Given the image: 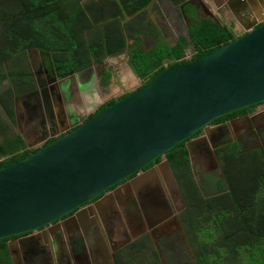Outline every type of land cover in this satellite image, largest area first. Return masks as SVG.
Masks as SVG:
<instances>
[{
  "label": "water",
  "instance_id": "95a60500",
  "mask_svg": "<svg viewBox=\"0 0 264 264\" xmlns=\"http://www.w3.org/2000/svg\"><path fill=\"white\" fill-rule=\"evenodd\" d=\"M247 29L197 60L166 66L146 84L139 82L132 92L80 123L70 112L65 118L63 111L79 106L76 78L82 71L54 83L50 91L62 115L59 132L49 134L54 138L29 155L0 167V239L18 236L7 241L11 263L48 264L42 243L65 225L46 226L158 157L163 160L104 195L96 207H118L128 241L172 215L163 189L181 202L183 198L165 152L213 119L264 100V21ZM26 57L37 80V72L45 70L40 52L27 49ZM116 59L126 64L125 56ZM87 217L85 212L77 214L66 225L83 228ZM89 221L93 228L95 223ZM42 227L46 228L33 234ZM39 249L43 254H37Z\"/></svg>",
  "mask_w": 264,
  "mask_h": 264
},
{
  "label": "trees",
  "instance_id": "16d2710c",
  "mask_svg": "<svg viewBox=\"0 0 264 264\" xmlns=\"http://www.w3.org/2000/svg\"><path fill=\"white\" fill-rule=\"evenodd\" d=\"M151 1L0 0V167L35 151L14 130V98L33 88L27 49H38L60 75L127 50L143 85L165 68V59L182 56L180 49L174 53L162 42L142 48L152 24L144 12ZM195 31L194 40L206 49L194 60L234 39L218 22ZM165 154L184 202L179 218L191 251H179L184 264H264V156L228 157L221 163L223 176L208 174V185L195 180L183 141ZM8 239H0V264H12ZM157 256L143 237L130 244L117 264H156Z\"/></svg>",
  "mask_w": 264,
  "mask_h": 264
},
{
  "label": "flooded vegetation",
  "instance_id": "af4514ba",
  "mask_svg": "<svg viewBox=\"0 0 264 264\" xmlns=\"http://www.w3.org/2000/svg\"><path fill=\"white\" fill-rule=\"evenodd\" d=\"M170 3L168 0H152L144 10L147 21L152 24L150 25L151 29H148L143 37L142 48L147 50L154 44L162 42L174 53L179 49L183 52L178 59L173 57L165 59L163 66H168L171 62L172 65H175L194 61L193 58L206 49L193 38L199 29L196 28V31L193 32L196 26L204 28L206 24L213 25L218 22L220 26L227 27L236 38L246 32L248 27L264 21V0H170ZM100 27L103 28V25ZM91 33L90 30L88 36ZM40 56L45 70L41 73L38 71V78L35 80L28 66L33 88L25 89V93L16 96L15 99H20V101L14 103V128L25 141L26 147L30 146L28 149L32 150H37L51 141L54 137H50L49 134L59 132L62 115L55 109V101L51 96L50 88L58 80L66 78L71 72H74L60 75L57 68L50 64L44 55L40 53ZM120 56H125L126 64H129L128 51L123 50L119 54L93 60L88 67L81 70V74H77V81H75L80 97L76 101H79V106L76 109L72 105L67 106L63 111L65 118L70 116L68 113L70 112L76 122L80 123L81 118L88 119L132 92L139 82L142 84L145 82L144 78H137V80L133 77L134 82L121 78V70L124 69L121 66L125 65L116 59ZM6 83H8L7 80L3 84ZM69 91L71 92V86ZM96 95L97 100L95 99ZM110 101L113 102L105 106ZM31 139H35L33 141L38 143L32 145ZM183 143L186 150L189 149L191 152L189 155L188 151L189 160L190 163L192 162L197 180L201 181L204 178L205 183L208 180L207 175L220 174L221 172L217 170L216 166L221 170L222 161L234 154L243 157L257 155L263 157L264 100L213 119L195 131ZM161 160H163L162 157H159L158 160L155 159L142 170L109 187L100 196L82 203L46 226L65 225V229L61 227L60 233L52 235L49 242L42 243L41 247L46 249L49 254L48 264H117L120 262L118 261L119 256L127 255L130 244L143 237L148 239L149 244L155 248L157 253L161 250L173 252L175 248L188 249L179 218V212L184 207V202H181L166 187L163 190H166L172 215L132 242L128 241V230L118 219L116 205L114 208L101 206L97 209L96 207V204L103 200L104 195L120 188L127 181L145 172ZM172 174L175 178L173 171ZM150 184H153V181ZM156 184L159 186L157 182ZM148 189L149 186H147ZM84 212L88 214V217L87 222L82 221L83 228L78 227L75 230L66 225L70 219H76L77 214ZM89 220L95 223L93 228H91ZM46 227L37 229L33 234L40 233ZM88 235L93 236L92 241L87 240ZM17 238L18 236L11 237L8 240ZM40 249L37 254L40 252L43 254Z\"/></svg>",
  "mask_w": 264,
  "mask_h": 264
},
{
  "label": "rangeland",
  "instance_id": "374dc122",
  "mask_svg": "<svg viewBox=\"0 0 264 264\" xmlns=\"http://www.w3.org/2000/svg\"><path fill=\"white\" fill-rule=\"evenodd\" d=\"M83 2H85L86 0H82ZM86 35L88 36L89 35V30L87 31L86 30ZM121 67H123L124 69H122L121 70V78H123V79H129V80H132L133 81V79H132V75L130 74V72L128 71V69H127V67H125V66H121ZM131 81V82H132ZM105 90V92H106V89H104ZM112 91H114V90H112ZM97 94H99V92H97ZM95 99L97 100V95H96V97H95ZM0 117L1 118H4V115H3V113H1V108H0ZM22 125V124H21ZM14 130H15V128H14ZM16 131V130H15ZM18 132V131H17ZM25 136V135H24ZM33 140H35V139H31L30 140V142L31 141H33ZM38 142H36V141H33V142H31V144L32 145H34V144H37ZM202 180H204V178H202ZM212 181V179H208L207 180V183H208V185H209V183ZM161 250V249H160ZM147 254V253H146ZM147 255H149V254H147ZM159 256V257H158ZM158 258H156L157 260H156V264H165V263H167V262H170V261H174V262H177V263H180V264H184V262H185V258L181 255V253H179V249H177V248H175L174 249V252H173V254H171V253H169V254H167L166 252H164V251H162L161 250V252H158ZM161 256V257H160ZM149 257L148 256H146L144 259H143V261L144 262H146V260L148 259Z\"/></svg>",
  "mask_w": 264,
  "mask_h": 264
},
{
  "label": "clouds",
  "instance_id": "9594fccd",
  "mask_svg": "<svg viewBox=\"0 0 264 264\" xmlns=\"http://www.w3.org/2000/svg\"><path fill=\"white\" fill-rule=\"evenodd\" d=\"M127 68H128V66L126 65V64H124ZM166 67V66H165ZM133 70V69H132ZM128 71H129V69H128ZM130 72V71H129ZM131 74V73H130ZM136 74V73H135ZM132 75V74H131ZM134 76L132 75V79H134L133 78ZM138 77V76H137ZM138 78H140V77H138ZM136 79V78H135ZM141 79V78H140ZM15 99V98H14ZM180 143V142H179ZM188 152V151H187ZM166 155V154H165ZM190 155V154H189ZM191 158V157H190ZM157 159V158H156ZM167 159V158H166ZM192 160V159H191ZM189 164H190V166H191V170H192V173H193V176H194V178H195V180L198 182L199 180H197V178H196V176H195V171H194V169L192 168V162L190 163L189 162ZM171 168V167H170ZM172 170V169H171ZM219 171L221 172L220 174H218V173H216V174H218V176H220V177H222L223 176V173H222V171L220 170V168H219ZM174 177V176H173ZM174 179H176V178H174ZM175 182H176V180H175ZM177 185V184H176ZM179 188V187H178ZM181 193V192H180ZM122 224V223H121ZM123 225V224H122ZM183 231V230H182ZM183 234H184V231H183ZM185 235V234H184ZM132 242V241H131ZM187 242H185V244H186ZM151 246V245H150ZM186 246L188 247V245L186 244ZM152 247V246H151ZM153 249H155L154 247H152ZM179 249V251L181 250V248H178ZM189 252H191L189 249H187ZM174 252V251H173ZM173 252H169V251H166V253L167 254H169V253H171V254H173Z\"/></svg>",
  "mask_w": 264,
  "mask_h": 264
},
{
  "label": "crops",
  "instance_id": "0c3cea01",
  "mask_svg": "<svg viewBox=\"0 0 264 264\" xmlns=\"http://www.w3.org/2000/svg\"><path fill=\"white\" fill-rule=\"evenodd\" d=\"M116 62V61H115ZM132 81V80H131ZM135 80L133 79V81L132 82H134ZM131 83V82H130ZM65 108V107H64Z\"/></svg>",
  "mask_w": 264,
  "mask_h": 264
}]
</instances>
